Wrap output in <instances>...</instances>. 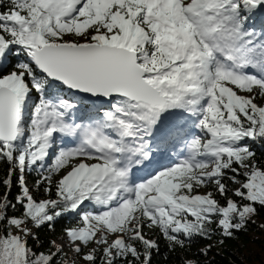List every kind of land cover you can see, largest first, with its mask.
Here are the masks:
<instances>
[{
	"label": "snow or ice",
	"instance_id": "1",
	"mask_svg": "<svg viewBox=\"0 0 264 264\" xmlns=\"http://www.w3.org/2000/svg\"><path fill=\"white\" fill-rule=\"evenodd\" d=\"M257 144L264 0H0V264H213Z\"/></svg>",
	"mask_w": 264,
	"mask_h": 264
},
{
	"label": "trees",
	"instance_id": "2",
	"mask_svg": "<svg viewBox=\"0 0 264 264\" xmlns=\"http://www.w3.org/2000/svg\"><path fill=\"white\" fill-rule=\"evenodd\" d=\"M257 155L261 156L264 153V145L257 144ZM264 158V156H262ZM15 195V190L13 192ZM76 218L74 216L64 217L55 225V232L49 231L46 227L40 229L41 239L45 243L49 239H57L63 234V229L74 224ZM264 233L252 227L246 234H241L240 240L228 241L225 247H218L211 253L213 264H261L262 254H264ZM195 251V248H193ZM219 253V254H218ZM165 257H168L167 259ZM179 257L166 252L163 244L161 252L153 259V264H173L178 261Z\"/></svg>",
	"mask_w": 264,
	"mask_h": 264
},
{
	"label": "rangeland",
	"instance_id": "3",
	"mask_svg": "<svg viewBox=\"0 0 264 264\" xmlns=\"http://www.w3.org/2000/svg\"><path fill=\"white\" fill-rule=\"evenodd\" d=\"M263 237H264V235H263ZM57 239H58V238H57ZM60 242L63 243L64 241L61 240Z\"/></svg>",
	"mask_w": 264,
	"mask_h": 264
}]
</instances>
